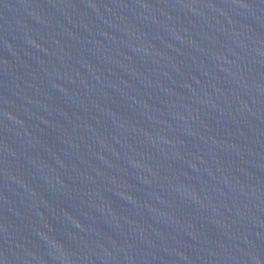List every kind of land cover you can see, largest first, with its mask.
<instances>
[{
	"label": "water",
	"instance_id": "water-1",
	"mask_svg": "<svg viewBox=\"0 0 264 264\" xmlns=\"http://www.w3.org/2000/svg\"><path fill=\"white\" fill-rule=\"evenodd\" d=\"M0 264H264V0H0Z\"/></svg>",
	"mask_w": 264,
	"mask_h": 264
}]
</instances>
